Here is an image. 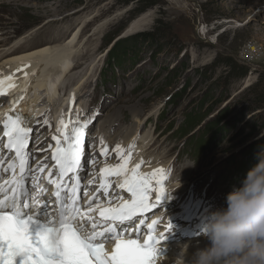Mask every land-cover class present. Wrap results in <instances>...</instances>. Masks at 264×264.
<instances>
[{
	"label": "rangeland",
	"instance_id": "obj_1",
	"mask_svg": "<svg viewBox=\"0 0 264 264\" xmlns=\"http://www.w3.org/2000/svg\"><path fill=\"white\" fill-rule=\"evenodd\" d=\"M151 1L0 0V53L48 44L68 25L75 30L96 15L85 24L79 40L88 39L74 59L87 53L86 65L66 75L61 97L68 80L75 85L97 58L83 86L90 105L84 119L95 116L94 129L103 127L114 140L139 128L152 134L147 160L186 179L182 198L204 205L201 227L204 211L226 200L264 148V0H157L148 6ZM145 12L153 14L150 24L127 33ZM98 26L103 32L94 35ZM153 31L159 32L153 43L139 40L125 59H113L132 37ZM192 116L202 117L195 129L186 127ZM204 129L209 132L202 137Z\"/></svg>",
	"mask_w": 264,
	"mask_h": 264
},
{
	"label": "snow or ice",
	"instance_id": "obj_2",
	"mask_svg": "<svg viewBox=\"0 0 264 264\" xmlns=\"http://www.w3.org/2000/svg\"><path fill=\"white\" fill-rule=\"evenodd\" d=\"M30 63L24 62L23 67ZM24 77L26 90L29 73L24 72ZM16 87L14 75L0 77V96ZM72 100L74 103V95ZM92 119L95 116L68 122L62 117L59 121L57 132L61 135H53L54 148L51 144L48 146L56 170L55 173L49 170L46 177L48 183L54 185L51 196L40 184L45 178L41 174L48 166L40 162L34 165L35 150L29 147L32 124L38 122L36 117L25 119L22 113L13 111L2 122L0 153L6 150L13 155L0 158V264H156L159 241L165 238L164 233L150 234L140 242L139 238H125L127 228L118 232L117 227L157 208L166 193L163 186L166 170L159 168L144 173L140 171V164L129 168L131 152L125 155V150L117 144L121 163L101 168L100 189L107 193L111 188L108 178L122 176L119 187L126 189L131 199L117 206H104L90 199L86 210L83 209L79 174L86 164L95 163L92 154L86 156L85 152L86 130ZM101 152L107 153V148H102ZM5 160L7 166H4ZM5 174L7 179L3 178ZM154 191L157 195L153 201ZM97 209L99 221L91 215ZM156 224L157 221H153L149 225L152 233H155ZM173 227L170 221L169 231ZM109 238L116 241L111 252L104 245Z\"/></svg>",
	"mask_w": 264,
	"mask_h": 264
},
{
	"label": "bare ground",
	"instance_id": "obj_3",
	"mask_svg": "<svg viewBox=\"0 0 264 264\" xmlns=\"http://www.w3.org/2000/svg\"><path fill=\"white\" fill-rule=\"evenodd\" d=\"M52 4H54V2ZM93 18L92 16L85 18L84 20L81 21L79 26L75 28V30H71L72 27L68 25L64 30H62V32L60 31L55 37L50 38V41L48 42V44H44V45L35 47L33 49H29V50H24L21 47L17 48L16 46L6 51L1 50L0 77L14 75L15 83L17 85L16 88H13L7 91L6 93L7 97H6L5 103L3 104L4 105L3 110L8 111L9 115L12 114L13 111L22 113L24 118L28 119V117H25L24 113L26 112L31 113L33 111L34 113H36L38 112L37 110H41L43 107L44 110L47 109L45 114H43V117L47 114V112H49L48 115L51 114L52 118L58 122V125L62 117L66 122H68L69 120L74 121L77 118H79L80 120H85L84 117L88 115V113H90L89 111L90 105H88V103L87 104L84 103L85 101L84 96H86V93L83 90V86L85 84V81L88 80L87 78H90V76H92V74L94 73V66H95V61L97 60V58H95L94 62L91 63V66L89 69L82 72V75L80 76L79 80L76 82L75 85L72 86L71 84L72 78L68 80V83L63 87V90H66V89L68 90V87H69L70 92L65 93L63 98L61 97L62 92L60 93L61 89L59 88V86L61 85V83H64L63 80L68 73L75 71L76 69H80L82 65L85 64V62H83L82 59L85 57V55H87V53L82 54L84 56L81 58L82 56L81 55L77 63L75 62L76 64H74V59L75 57L78 56L77 53H80L81 47L79 48V45L80 46L82 45L83 47L85 42L88 39L87 38L84 42H83V39L79 40L81 32L83 28L87 26L85 24L88 22V20H92ZM153 18H154L153 14L151 12H145L141 14L139 17H137L132 22H130L129 27L127 28V33H133V32L145 29L150 24ZM83 22L84 24H82ZM101 26H98L95 29L94 35L102 34L104 28L103 27L101 28ZM68 34L69 35L73 34V35L69 38H66ZM18 40L19 39H17V41ZM18 44H20V42H18ZM252 50H254V48H252ZM29 61L31 62L30 66L26 68L23 67L24 62H29ZM74 67H78V68L74 70ZM17 69H22V70L17 71ZM24 72L29 73V76H30V80L27 83L26 90L23 87L25 85ZM33 73L35 74L33 75ZM81 88L83 91L80 90ZM73 95L75 96V100H77L76 99L77 97L79 98L81 102L78 105V107L76 106L77 101L73 103V100H72ZM81 96L83 98H81ZM21 97H23V99H20ZM14 101H16L15 104H14ZM44 103H46V105L50 107V110L46 108ZM83 105H86L88 107L84 108ZM70 109H71V112L69 111ZM77 109H79V112H77ZM0 113H2V116H1V120H2L4 111L0 110ZM47 121H48V124L51 125L50 119H48ZM72 126L73 125L70 123L69 129H71ZM98 128L100 130L99 133L101 134V130L103 129V127L98 126ZM139 129L136 130V132H134L135 131L134 129L133 130L134 133H130V134H127L125 131H123L122 136L119 137V140H114L108 137V139L111 141L110 143L111 146L115 147L111 149L112 153L115 154L117 152V149H116L117 144L121 145L122 148H124L126 145L130 146L134 144L135 146L129 149V151L131 152V157H132L129 163V168H132L135 165L140 164L141 165L140 171L144 173H152L154 170L159 169V168L164 169V167L166 166L164 164L152 165V163L147 161V158H146L147 150L153 138H152V134L142 135ZM35 131H36V134H38V136L36 137L38 138V140L37 141H35L34 139L30 140V143H31L30 149H34V150L38 149V150H35V159L33 161V164L42 155V152L40 151L42 149L41 144L45 142L44 139L40 141L41 139L40 133L42 130H39V131L35 130ZM51 133H54L56 135L61 134L57 132V130L54 131V128ZM92 133L94 134L96 133L95 129L92 130ZM32 142L35 145H33ZM97 149H98V146L96 145V143H94L91 147V150L94 151ZM95 155H98V152H95L93 156ZM105 157H106V154H105ZM105 157L102 160L105 161L106 160ZM114 159L108 163L104 162L102 164V167H105L106 165H117L121 163V161L117 163L116 161H114ZM141 161H143V163H141ZM101 162L102 161L98 160L95 163L100 165ZM95 173L97 177L99 178V182L101 184L102 177L100 174V170H97ZM167 173H168V180L166 179V176H165L164 182H163V186L166 190V193L161 201L162 204L160 203L157 206V208H154L151 211L153 214L158 213L160 215H163L164 219H166V222H168V224L170 221L172 224L173 222L178 221L175 227L177 228L180 225L183 228L180 231V233L175 235L176 237H174V239L172 240L173 244L171 246V251H170L169 256L162 259V261H160V264H175V260L181 251L182 245L184 244L189 245L188 253L190 255L193 251H195L194 248L196 246V242H200V241L197 240L195 236L193 235L194 234L193 230L186 229L184 227L186 226L184 221H186L187 216H188V219L191 220L192 222L191 227L195 228L197 225L195 221L196 214H197L196 210L190 207V204L191 202H193V199H189L185 201L182 199L183 190H184L183 188L185 189L187 188L184 183L186 179L182 177H179L176 179L173 178V174L170 172V170H168ZM108 179L111 183V188L108 190L107 193H105L104 191L102 193H104L105 195L108 194L112 198H114L115 194L117 193V188L114 186V184H117V187L119 188L118 190L119 196L117 198V201L118 202L120 200L123 201L124 200L123 194L126 193V191H123V190H126V189H122L119 187V185L123 181V177L122 176H115V177L110 176ZM127 194L130 200L131 194L128 192ZM156 195H157V192L155 191L151 194V198L153 201L155 200ZM109 202L110 201H108L106 205H108ZM98 203H100V200L98 201ZM210 212L212 211L208 212L206 210L204 214L207 216ZM153 216H156V215H153ZM175 227H174V230L173 228L170 231L168 229L167 232L169 234L174 233L176 231ZM163 233L165 234L166 231H164ZM186 236H191V240H187ZM201 241L202 243H206V244L208 243V241L204 237H202Z\"/></svg>",
	"mask_w": 264,
	"mask_h": 264
},
{
	"label": "clouds",
	"instance_id": "obj_4",
	"mask_svg": "<svg viewBox=\"0 0 264 264\" xmlns=\"http://www.w3.org/2000/svg\"><path fill=\"white\" fill-rule=\"evenodd\" d=\"M202 232L208 243L190 255L182 245L175 264H264V148L226 206L206 216Z\"/></svg>",
	"mask_w": 264,
	"mask_h": 264
},
{
	"label": "trees",
	"instance_id": "obj_5",
	"mask_svg": "<svg viewBox=\"0 0 264 264\" xmlns=\"http://www.w3.org/2000/svg\"><path fill=\"white\" fill-rule=\"evenodd\" d=\"M123 1V3H130L131 1H135V0H122ZM139 2L140 1H142V2H146V1H148V0H138ZM158 3V1L157 0H152L150 3H149V5L148 6H152V5H156ZM148 6H146V7H148ZM158 34H159V32H155V31H153V32H148V33H143V34H139V35H137V36H135V37H132L129 41H128V43L127 44H129L127 47H122V48H120L119 50L117 49V50H114L113 51V53H112V57H113V59L114 58H118L119 59V61H122L123 59H125L126 57H127V55H128V53H131V50L133 49V45H135V43H138V41L139 40H141V43H153V41H154V39H156L157 38V36H158ZM132 47H131V46ZM133 55H136V54H133ZM135 57V56H134ZM201 121H202V117H200V118H196V117H190L189 118V120H188V122H187V124H186V127H192L193 129H195V127L196 126H198V124L199 123H201ZM171 124H173V123H171ZM192 131V130H191ZM190 131V132H191ZM203 131V134H202V137L204 136V135H206L208 132H209V130H202ZM205 131V132H204ZM195 135V133L193 134V135H191V137L192 136H194ZM202 146H205L204 144H202ZM206 146H208L207 145V143H206ZM232 160V159H231ZM227 162H230V159H229V161L227 160Z\"/></svg>",
	"mask_w": 264,
	"mask_h": 264
}]
</instances>
